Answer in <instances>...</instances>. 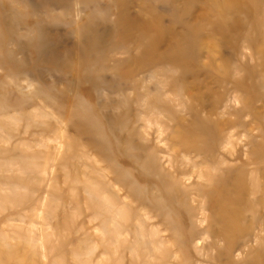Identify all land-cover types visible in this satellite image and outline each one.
I'll return each instance as SVG.
<instances>
[{"label": "rangeland", "instance_id": "374dc122", "mask_svg": "<svg viewBox=\"0 0 264 264\" xmlns=\"http://www.w3.org/2000/svg\"><path fill=\"white\" fill-rule=\"evenodd\" d=\"M0 264H264V0H0Z\"/></svg>", "mask_w": 264, "mask_h": 264}]
</instances>
